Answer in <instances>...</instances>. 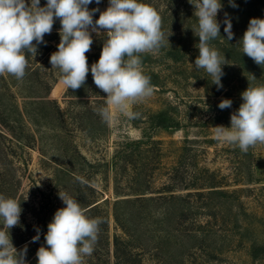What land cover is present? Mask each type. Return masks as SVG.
Returning <instances> with one entry per match:
<instances>
[{
	"label": "rangeland",
	"instance_id": "374dc122",
	"mask_svg": "<svg viewBox=\"0 0 264 264\" xmlns=\"http://www.w3.org/2000/svg\"><path fill=\"white\" fill-rule=\"evenodd\" d=\"M140 2L158 11L162 31L170 35V44L143 58V70L156 73L158 82L151 97L131 106L141 113L140 119L128 120L113 111V120L103 122L95 109L105 105L106 94L90 72L78 90L63 85L58 69L50 64L60 42L59 20L35 58L26 53L23 80L0 75V194L16 199L23 209L20 224L10 230L12 242L17 250L27 245V254L32 251L29 241L14 242L17 230L27 237L37 227L41 230L40 225L47 226L56 210L65 207L58 196L61 191L82 207L100 202L98 209L86 213L104 222L84 264H117V245L124 263L129 261L125 264H264V144L244 153L218 142L213 130L217 125L230 127V115L243 102L240 94L249 85H264V66L244 55L238 43L251 18L264 19V0H235L236 8L221 0L220 34L226 39L227 13L234 38L211 42L231 64L223 66L219 90L203 69L193 66L199 38L192 31L197 18L188 0ZM45 3L41 0V6ZM107 7L108 0H103V10ZM222 99H231L232 107L219 109ZM163 109L177 128L152 126L151 115ZM178 164L189 171L209 170L203 195L187 196L194 188L181 189L176 193L183 197L174 205L159 200L123 206L124 216L116 221V199L171 189ZM77 176L88 183L81 184ZM210 183L226 192H209ZM131 213V218L126 216ZM45 234L33 245L34 255L46 246Z\"/></svg>",
	"mask_w": 264,
	"mask_h": 264
},
{
	"label": "clouds",
	"instance_id": "9594fccd",
	"mask_svg": "<svg viewBox=\"0 0 264 264\" xmlns=\"http://www.w3.org/2000/svg\"><path fill=\"white\" fill-rule=\"evenodd\" d=\"M93 0H0V75L9 74L17 81L23 80L28 67L26 53L33 58L38 46L46 45L45 35H50L56 20L60 22V42L57 51L50 55L51 68L58 69L61 82L68 89L78 90L85 85L91 72L97 88L106 94L105 105L95 109L101 120L110 123L113 111L128 120L141 118V113L131 106L151 97L154 85L151 77L143 72L142 54H158L169 42L162 31V19L158 11L140 0H108V7L89 9ZM99 5L101 0H95ZM194 7L197 24L192 29L199 38L195 45L198 56L194 68L203 69L217 89L223 88L225 55L211 42L220 34L217 20L223 8L221 0H188ZM229 5L238 7L235 0ZM99 12L98 19H93ZM227 41L234 38L231 18L225 13L223 20ZM103 30V31H102ZM92 33L103 36V47L97 62L89 68L86 53L91 51ZM242 52L257 65L264 66V19L251 18L246 31L238 41ZM253 79H256L253 76ZM194 83V81H193ZM242 103L230 115V127H213L215 139L238 147L247 153L250 147L264 144V85L248 86L241 94ZM231 99H222L219 109L232 107ZM81 184H87L77 176ZM65 207L54 213L44 235L45 245L37 252V264H83L84 257L91 256L98 241L100 217L89 218L76 198L66 192H58ZM23 209L14 198L0 194V264H27V245L17 250L10 230L20 224ZM32 242L40 240L36 228Z\"/></svg>",
	"mask_w": 264,
	"mask_h": 264
},
{
	"label": "trees",
	"instance_id": "16d2710c",
	"mask_svg": "<svg viewBox=\"0 0 264 264\" xmlns=\"http://www.w3.org/2000/svg\"><path fill=\"white\" fill-rule=\"evenodd\" d=\"M141 1V0H140ZM102 4H103V0H101V3L99 5H97L95 3V0H93V3L89 5L90 9L92 8H96V7H99V9L101 11H103V8H102ZM99 17V12H97L93 19H98ZM97 38V41L93 40V42H97L96 44H92L91 46V51L86 53V56H87V59H88V65H89V68L91 67V65L95 62L98 61L99 57H100V54H101V50H102V47H103V36H97L96 34H93L92 33V38ZM147 54H142V59L146 56ZM144 61V59H143ZM90 72V71H89ZM144 74L147 75V76H150L151 77V84L152 85H156L158 80H157V74L152 72V71H145L143 70ZM91 73V72H90ZM151 120H152V126L154 128H163V129H175L177 128V123H175V121L173 120V117L171 116L170 112L168 110H160L156 113H154L153 115H151ZM4 118V117H3ZM5 120L8 121V117L5 116ZM4 136V135H2ZM151 139V137H147V139ZM159 142V141H158ZM161 142V141H160ZM200 170H194V171H189L187 169H184L183 167H181V165H177L174 167V175L172 177V188L171 189H168V190H165V191H162L161 193H159L158 195H138L136 197H125V198H118L114 201V217L116 219L117 222H120V218L122 216H124V212L122 213L121 212V208L123 206H135L138 202H141V203H153L155 201H159V200H166V201H174L173 203H171V205H174L176 203V200H178L179 198H182L183 195L182 194H179V193H176L177 190H181V189H192L194 188L195 191H187L186 192V195L189 196V195H192L194 192L200 194V195H203V189L201 188H204V187H207L205 186V170H207L209 172L208 169H205L200 167L199 168ZM217 182V181H216ZM219 186L218 184L216 183H210V185H208V187H212V189L209 190V192H217V193H222V192H226L224 191L223 189H213L214 187H217ZM118 192V190H117ZM141 193H145V192H141ZM186 195L184 197H186ZM179 201V200H178ZM100 202L97 203L96 202H91L90 204H88L87 206L85 207H82L85 209L86 213H90L96 209H98V205H99ZM184 207V205H181ZM169 208L166 209L163 214H169ZM138 214V213H137ZM184 214V209L181 208V215ZM126 216H129V218L132 217V213L131 214H127ZM40 228H42L40 230V236H42L44 233L47 232V226H44L42 227V225H40ZM34 232V230L32 231ZM37 233H31V235L27 236V237H24L23 234L20 233L19 230H17V236L14 237V242L19 245V244H24L26 241H29V250L32 249V251H30V253L27 254L26 258L27 259H31V262L32 263H36L37 262V257L36 255H34V248L33 245H36L37 243H39V241H36V242H32V237L35 236ZM117 240L116 242L118 243V237H116ZM116 243V245H117ZM26 244V243H25ZM120 244V243H119ZM24 246V245H23ZM115 256L117 257V261L116 263L117 264H125L129 261H125L124 263V260L122 259V257L120 256V254H118V245H117V248L115 249ZM32 252V253H31ZM127 260V259H126ZM83 264H84V261H83Z\"/></svg>",
	"mask_w": 264,
	"mask_h": 264
}]
</instances>
